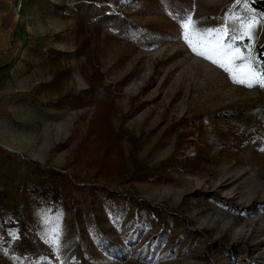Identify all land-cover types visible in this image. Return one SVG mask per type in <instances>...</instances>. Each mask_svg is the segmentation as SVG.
<instances>
[{
  "label": "rangeland",
  "instance_id": "374dc122",
  "mask_svg": "<svg viewBox=\"0 0 264 264\" xmlns=\"http://www.w3.org/2000/svg\"><path fill=\"white\" fill-rule=\"evenodd\" d=\"M172 1L98 2L154 43L91 30L78 55L77 0H24L12 48L0 58V217L27 209L55 258L26 263L1 237L0 264H70L80 243L93 264H264V88L236 83L194 53L181 27L191 16L211 41L217 29L239 35L251 24V39L224 37L240 49L238 66L264 42V19L251 0ZM50 48L65 53L52 61ZM94 76L117 92L109 103L98 106L86 92ZM62 95L89 104L54 107ZM248 136L252 144L230 150ZM51 171L62 177L58 201L32 190ZM138 201L159 206L169 221L149 259L139 251L162 221ZM137 228L139 239L124 237ZM8 231L11 242L18 228ZM100 242L117 243L126 258Z\"/></svg>",
  "mask_w": 264,
  "mask_h": 264
},
{
  "label": "trees",
  "instance_id": "16d2710c",
  "mask_svg": "<svg viewBox=\"0 0 264 264\" xmlns=\"http://www.w3.org/2000/svg\"><path fill=\"white\" fill-rule=\"evenodd\" d=\"M103 0H77L74 5V9L79 18V34L83 36L80 47L81 50L77 53L82 55L90 46L91 40L94 39L93 35L89 32L91 30H96L98 34H101L105 29H112L115 31V35L132 38L136 40L143 47H150L154 40L149 37L150 32H143L139 26L129 20L125 15L114 10L107 4L99 5L98 2ZM170 6L174 4L172 0H165ZM118 3V2H116ZM252 6L255 12L261 15L264 19V0H251ZM92 26V27H91ZM89 32V33H88ZM88 34V36H87ZM65 52L55 50L50 48L47 52V57L52 61H57L61 58ZM255 59L259 61L260 65L264 67V42L256 47ZM59 78V77H58ZM54 82L47 84V87L56 85L59 79L54 78ZM91 82V87L88 91L93 95L94 102L98 106H101L105 101L110 102L112 98L115 97L117 92H112L110 88L104 87L101 83L100 78L94 76V80ZM100 101V102H99ZM92 103V102H91ZM89 103L80 95L65 96L62 95L58 100L53 102V106L56 108H81L87 106ZM104 106V105H103ZM254 140V139H253ZM258 142L257 140H255ZM245 142V145L252 144V137H244L239 139L234 143L235 147L230 148V150L238 151ZM262 141H260L261 143ZM44 182H35L32 185V190L41 194L43 198H52L54 201H58L60 198L61 191L64 189L62 185V177L58 171H51L46 177H44ZM119 196L127 197L122 193H118ZM139 209L147 210L152 213V217L156 220L162 221V231L154 235L150 240L141 248L139 251L146 259H149L150 255H154L160 248L166 238V233L168 232L169 221L167 216H163V210L159 206L151 205L144 201L136 202ZM17 227L18 235L17 237L11 239L9 235L8 228ZM142 230L137 228L136 230L125 234V238L130 241H136L140 238ZM187 233H191V237H196L197 232L188 230ZM5 238L8 245V251L22 259L26 263H34L41 257L50 256L52 259L55 258V253L53 247L45 242L37 232V227L33 221L32 214L27 209L15 208L8 217H0V238ZM104 249L107 251H113V248L124 252V248L120 247L115 242H100ZM123 253V258H126V254ZM74 255L77 261L70 264H93L90 259L85 255L83 244L80 243L74 251Z\"/></svg>",
  "mask_w": 264,
  "mask_h": 264
},
{
  "label": "snow or ice",
  "instance_id": "6c2138e0",
  "mask_svg": "<svg viewBox=\"0 0 264 264\" xmlns=\"http://www.w3.org/2000/svg\"><path fill=\"white\" fill-rule=\"evenodd\" d=\"M183 30L182 38L187 42L191 50L199 56H202L214 64H218L221 68L226 69L231 74V79L239 84L246 85L251 88L259 85L264 88V67L250 53L249 56L243 57L246 62L242 65H234L236 59L242 58L239 48H233L231 43L225 44L224 37L227 36L229 41L243 40L245 37L252 38V25L243 26V30L239 35H230L225 28H220L215 31L214 40H206L203 34L195 28V23L191 16L184 18L181 25ZM207 35L212 36V30H207ZM246 48H251L252 45H244Z\"/></svg>",
  "mask_w": 264,
  "mask_h": 264
},
{
  "label": "crops",
  "instance_id": "0c3cea01",
  "mask_svg": "<svg viewBox=\"0 0 264 264\" xmlns=\"http://www.w3.org/2000/svg\"><path fill=\"white\" fill-rule=\"evenodd\" d=\"M16 3V0H0V58L12 48L14 31L20 21Z\"/></svg>",
  "mask_w": 264,
  "mask_h": 264
},
{
  "label": "built area",
  "instance_id": "2783aa9c",
  "mask_svg": "<svg viewBox=\"0 0 264 264\" xmlns=\"http://www.w3.org/2000/svg\"><path fill=\"white\" fill-rule=\"evenodd\" d=\"M23 5H24V0H17L16 7L18 10H21Z\"/></svg>",
  "mask_w": 264,
  "mask_h": 264
}]
</instances>
